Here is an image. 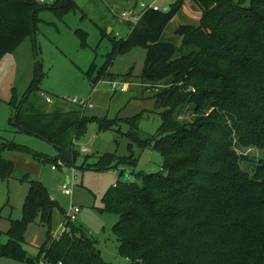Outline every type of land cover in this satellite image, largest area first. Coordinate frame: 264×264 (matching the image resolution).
<instances>
[{
    "label": "trees",
    "instance_id": "obj_1",
    "mask_svg": "<svg viewBox=\"0 0 264 264\" xmlns=\"http://www.w3.org/2000/svg\"><path fill=\"white\" fill-rule=\"evenodd\" d=\"M47 1L0 0V60L35 34L41 9L58 17L74 9L72 0ZM187 1L201 9V19L177 28V47L163 41V34ZM130 45L146 50L143 80L160 85L154 99L155 108L163 109L162 123L155 135L140 137L142 115L114 122L77 108L47 112L38 103L36 81L25 100L13 105L10 121L16 131L56 147L70 168L79 156L74 141L95 120L100 131L119 134L120 125H129L122 136L130 154H105L92 164L87 156L81 169L136 168L135 148L162 156L165 174L134 173L135 180L119 181L105 195L103 210L118 217L113 230L126 264H264V159L251 175L242 168L249 158L238 152L264 151V0H251L249 6L243 0H176L167 11L149 8L125 42H116L115 51ZM111 62L95 78V66L85 74L92 87L108 77ZM7 150L25 148L10 142L0 146L3 181L15 169ZM30 185L22 219L11 220L5 233L7 244L0 232V257L24 264H108L97 241L71 223L57 237L49 233L37 257L28 256L27 226L40 217L50 228L54 210L61 209L42 182Z\"/></svg>",
    "mask_w": 264,
    "mask_h": 264
},
{
    "label": "rangeland",
    "instance_id": "obj_2",
    "mask_svg": "<svg viewBox=\"0 0 264 264\" xmlns=\"http://www.w3.org/2000/svg\"><path fill=\"white\" fill-rule=\"evenodd\" d=\"M40 2V0H37ZM176 0H72L74 9L58 17L53 10L44 8L38 12L35 34L26 37L13 52L0 60V146L15 143L24 151L7 150L4 155L13 161L15 169L12 177L3 181L0 177V232L1 242L8 243L7 233L11 220L22 219V209L30 190V182H42L61 209L54 210L50 228L38 217L30 223L24 234L23 248L30 257H37L48 234L57 237L63 233V226L69 223L66 213L71 206L78 207L80 213L72 223L83 229L86 235L96 240L103 260L108 264H126L128 261L119 252L120 241L114 234L118 217L105 212L104 198L109 189L119 181H133L135 174L163 172V158L154 151L134 149L140 157L134 167H119L110 171L83 170L81 165L89 157V163L99 156L116 154L129 156V141L122 136L129 131V125H120L121 134L100 131L96 120L88 124L84 136L74 141L79 156L74 172L67 165L52 170L53 160L59 158V150L36 136L16 131L10 118L13 105L25 100L30 87L38 82V103L47 111L63 107L77 108L69 100H88L93 109L84 114L91 118L120 121L142 115L139 120V135L147 139L159 130L162 110L155 108V99L160 85L154 87L143 80L146 50L142 47L126 46L121 53L115 51L117 41L125 42L132 24L123 18L137 5L146 4L160 9H170ZM240 1V0H236ZM246 6L251 0H243ZM48 4H51L47 1ZM200 8L189 1L172 20L163 34V41L181 46L175 31L180 25L199 24ZM112 62L107 70L108 77L92 87L86 73L96 67L93 77ZM116 82L118 88L113 89ZM125 89H122V87ZM53 98L48 104L42 96ZM78 109V108H77ZM188 117V113H184ZM87 149L83 152L82 149ZM249 158L242 168L253 174L258 162L264 159V151L257 148L238 150ZM126 173L127 177L122 176ZM70 180L71 195H66L62 185ZM140 182V181H139ZM0 264H24L20 260L0 257Z\"/></svg>",
    "mask_w": 264,
    "mask_h": 264
},
{
    "label": "built area",
    "instance_id": "obj_3",
    "mask_svg": "<svg viewBox=\"0 0 264 264\" xmlns=\"http://www.w3.org/2000/svg\"><path fill=\"white\" fill-rule=\"evenodd\" d=\"M47 0H40L41 3H45ZM48 1H52V0H48ZM155 4H151V5H146V4H141V10L138 11L137 10V5H135L131 11L129 12H124L123 13V18L127 21L130 22L132 24V26H135L138 24V22L140 21L143 13L149 9V8H153V9H160L154 6ZM162 11H167L168 9H161ZM112 87L114 90H116L118 88V84L116 82H114L112 84ZM122 89H125V87L123 86ZM42 96L45 98L46 102L48 104H52L53 103V98L45 93H42ZM70 103L74 104L78 109L82 110L83 112H86L87 110L93 109V105L90 104V101L88 100H80V99H72L69 100ZM82 151L85 153L88 150L87 149H82ZM66 164L64 162V160H62L61 158H59L58 160H56L54 162V164L52 165V170L56 171L58 170L60 167H65ZM72 173L74 172V167H71ZM69 182L70 180L67 179V181L62 185V189L64 191V193L66 195H71L72 191L70 189L69 186ZM80 213V209L78 207H74L71 206L70 209L68 210V212L66 213V219L69 223H74L77 220V216ZM67 229V227L63 226V230L65 231ZM63 231V232H64Z\"/></svg>",
    "mask_w": 264,
    "mask_h": 264
},
{
    "label": "water",
    "instance_id": "obj_4",
    "mask_svg": "<svg viewBox=\"0 0 264 264\" xmlns=\"http://www.w3.org/2000/svg\"><path fill=\"white\" fill-rule=\"evenodd\" d=\"M122 176L127 177L126 173H124V172L122 173ZM98 253L101 254L100 251H98Z\"/></svg>",
    "mask_w": 264,
    "mask_h": 264
},
{
    "label": "crops",
    "instance_id": "obj_5",
    "mask_svg": "<svg viewBox=\"0 0 264 264\" xmlns=\"http://www.w3.org/2000/svg\"><path fill=\"white\" fill-rule=\"evenodd\" d=\"M201 10V9H200ZM52 197V196H51ZM53 198V197H52Z\"/></svg>",
    "mask_w": 264,
    "mask_h": 264
}]
</instances>
